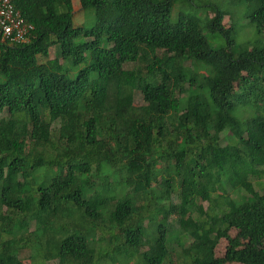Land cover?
<instances>
[{
	"label": "trees",
	"instance_id": "1",
	"mask_svg": "<svg viewBox=\"0 0 264 264\" xmlns=\"http://www.w3.org/2000/svg\"><path fill=\"white\" fill-rule=\"evenodd\" d=\"M11 1L35 30L0 44V264H264V0L229 3L240 43L213 3L81 0L86 28Z\"/></svg>",
	"mask_w": 264,
	"mask_h": 264
},
{
	"label": "rangeland",
	"instance_id": "2",
	"mask_svg": "<svg viewBox=\"0 0 264 264\" xmlns=\"http://www.w3.org/2000/svg\"><path fill=\"white\" fill-rule=\"evenodd\" d=\"M187 1V10H183L185 12H196L201 18H204L206 16L205 10H202V6L204 5H209L211 3L215 4L216 6L226 8L227 7V12L224 14V18L217 22V25L223 27L224 29H229L231 26H237L238 28V37L237 40L238 42H244L251 38L253 34L251 32H255V28H250L249 22L244 19L245 14L248 13L247 7L244 6H237V5H232L229 6V3L232 0H193V2H188ZM73 6L75 10V17H74V25L75 27H86V28H91L95 22H96V16L93 11H82L81 8V0H73ZM181 9V5H176L173 10V19H177V15ZM210 17H214L215 14L210 12L209 13ZM208 39L210 40L211 44L216 42L217 44H223V41H220L219 39H214L216 38L215 36L213 37L211 34L207 35ZM215 46V45H214ZM56 57V52L53 49L51 51V58L54 59ZM40 62H44L43 59H40ZM188 77V76H187ZM136 103L141 104L142 103V98L140 96H137ZM205 207H208V204H205ZM34 228H31L33 230ZM235 232L232 233L233 237L235 236ZM226 247L227 243L226 240L223 239L217 249V255L219 257L223 256L226 253ZM31 253L30 251H26L23 253L21 256V259L24 260L25 264H31L33 260H31ZM237 263H239V258H237ZM57 262L52 261L47 264H56Z\"/></svg>",
	"mask_w": 264,
	"mask_h": 264
},
{
	"label": "built area",
	"instance_id": "3",
	"mask_svg": "<svg viewBox=\"0 0 264 264\" xmlns=\"http://www.w3.org/2000/svg\"><path fill=\"white\" fill-rule=\"evenodd\" d=\"M34 30L35 27L26 22L11 0H0V44H28Z\"/></svg>",
	"mask_w": 264,
	"mask_h": 264
}]
</instances>
